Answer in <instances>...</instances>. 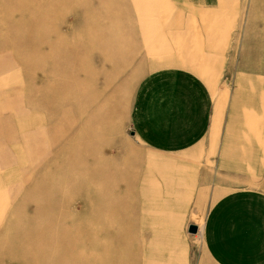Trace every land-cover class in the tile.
Instances as JSON below:
<instances>
[{
	"label": "rangeland",
	"instance_id": "1",
	"mask_svg": "<svg viewBox=\"0 0 264 264\" xmlns=\"http://www.w3.org/2000/svg\"><path fill=\"white\" fill-rule=\"evenodd\" d=\"M220 1L222 6L219 0L208 1L204 18L180 0H155L154 7H146L145 0H0V59L10 55L33 66L41 58L43 65H57L49 85L58 86L62 96L67 70H73V94L90 96L91 115L104 97L107 117L111 113L106 163H41L40 181L35 163L27 164L23 241L15 237L21 264H163L139 246L136 213L142 205L132 194L138 163L129 160L193 152L188 163L197 171L203 197L181 221L191 223L185 228L187 259L189 264H213L202 220L196 224V219L201 215L205 223L214 204L228 193L264 191L254 178L221 163L229 145L241 144L245 130L257 128L261 118L254 81L260 77L258 47L264 45V0ZM164 70L194 75L213 100L209 131L181 152L149 147L131 122L138 87ZM53 122L58 136H64L65 119ZM92 133L91 121V159L100 157ZM253 133L250 138L256 139ZM178 220L176 207L165 200V224L171 229ZM190 226L197 227L195 234L189 233Z\"/></svg>",
	"mask_w": 264,
	"mask_h": 264
},
{
	"label": "crops",
	"instance_id": "2",
	"mask_svg": "<svg viewBox=\"0 0 264 264\" xmlns=\"http://www.w3.org/2000/svg\"><path fill=\"white\" fill-rule=\"evenodd\" d=\"M154 1H145V6L154 7ZM180 1L181 6H193L206 18L210 0ZM164 2L161 0V4ZM219 4L222 6L220 0ZM243 54L247 69L248 50ZM0 61V264H21L20 252L15 250L20 244H15V237L23 241L20 233L26 217L24 192L25 184L30 182L27 164L35 163L34 174L40 181L41 163H106V120L111 113L107 117L104 97L97 101L91 115L90 96L73 94V70H67L66 92L62 96L56 91L58 86L49 85L57 65H43L41 58L33 66L25 65L10 55ZM256 73L260 76L254 81L260 90L258 127L246 129L241 144L229 145L231 149L221 163L254 178L264 189V45L258 47ZM63 118L65 135L59 137L53 121ZM212 120L209 91L184 71L152 74L133 97L132 126L143 143L159 152H181L193 147L205 137ZM91 121L92 142L98 144L100 155L92 159ZM114 130L111 133L116 134ZM252 130L256 139L250 138ZM194 155L195 152L170 157L153 155L146 162L141 158L129 160L138 163L137 190L132 194L142 205L136 213L138 232L143 237L139 246L160 257L163 264H189L185 228L191 223L181 221L203 197L197 171L188 163ZM165 200L176 207L179 218L171 229L165 224ZM199 220L213 264H264V191L243 189L228 193L214 204L205 223L201 215L196 224Z\"/></svg>",
	"mask_w": 264,
	"mask_h": 264
},
{
	"label": "water",
	"instance_id": "3",
	"mask_svg": "<svg viewBox=\"0 0 264 264\" xmlns=\"http://www.w3.org/2000/svg\"><path fill=\"white\" fill-rule=\"evenodd\" d=\"M197 232V227L196 226H190L189 227V233L195 234Z\"/></svg>",
	"mask_w": 264,
	"mask_h": 264
},
{
	"label": "bare ground",
	"instance_id": "4",
	"mask_svg": "<svg viewBox=\"0 0 264 264\" xmlns=\"http://www.w3.org/2000/svg\"><path fill=\"white\" fill-rule=\"evenodd\" d=\"M146 1V0H145ZM142 2V1H141ZM145 31H147V28L145 29ZM143 238V237H142ZM80 253V252H79ZM94 253V252H93Z\"/></svg>",
	"mask_w": 264,
	"mask_h": 264
}]
</instances>
